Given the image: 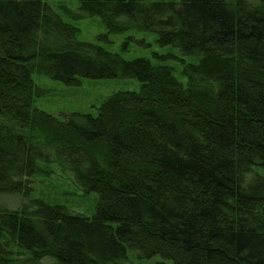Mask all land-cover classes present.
<instances>
[{
    "label": "trees",
    "instance_id": "trees-1",
    "mask_svg": "<svg viewBox=\"0 0 264 264\" xmlns=\"http://www.w3.org/2000/svg\"><path fill=\"white\" fill-rule=\"evenodd\" d=\"M78 2L108 33L176 48L185 80L79 40L47 0H0V264H264V0ZM33 72L139 88L54 115L32 104ZM53 162L95 193L90 217L30 195Z\"/></svg>",
    "mask_w": 264,
    "mask_h": 264
},
{
    "label": "rangeland",
    "instance_id": "rangeland-1",
    "mask_svg": "<svg viewBox=\"0 0 264 264\" xmlns=\"http://www.w3.org/2000/svg\"><path fill=\"white\" fill-rule=\"evenodd\" d=\"M178 1V0H166ZM61 19L73 26L76 37L87 42H96L107 50L125 59L148 57L153 62L170 65L174 75L181 82L182 63L189 60L179 54L176 48L160 45L155 33L130 29L122 33H108L98 16H88L79 10L78 0H47ZM160 59V55H167ZM35 93L32 104L37 109L54 115H69L73 112L95 114L97 107L110 95L118 91L137 90L135 78H80L76 85H66L50 77L32 73ZM264 175V169H259ZM30 195L39 197L50 204H60L68 210L90 217L94 210L95 193H85L75 184L71 172L59 163L41 164L40 171L32 178ZM123 264H173L159 255L150 258L140 257L128 250Z\"/></svg>",
    "mask_w": 264,
    "mask_h": 264
}]
</instances>
